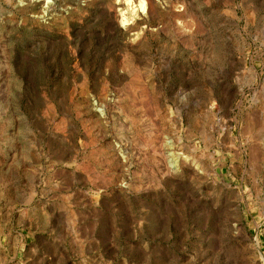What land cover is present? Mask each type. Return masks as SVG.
<instances>
[{"label":"rangeland","instance_id":"rangeland-1","mask_svg":"<svg viewBox=\"0 0 264 264\" xmlns=\"http://www.w3.org/2000/svg\"><path fill=\"white\" fill-rule=\"evenodd\" d=\"M140 3L0 0V264H264V0Z\"/></svg>","mask_w":264,"mask_h":264},{"label":"clouds","instance_id":"clouds-1","mask_svg":"<svg viewBox=\"0 0 264 264\" xmlns=\"http://www.w3.org/2000/svg\"><path fill=\"white\" fill-rule=\"evenodd\" d=\"M51 2V0H49V3ZM126 3L129 5V7L131 8V4H132V0H126ZM140 8L142 11L146 10V3H145V0H141V3H140ZM124 14L121 13V16H123ZM133 15H135V11L133 10ZM131 21L127 20V19H122L120 21V25L121 27L123 28H126L128 24H130Z\"/></svg>","mask_w":264,"mask_h":264},{"label":"bare ground","instance_id":"bare-ground-1","mask_svg":"<svg viewBox=\"0 0 264 264\" xmlns=\"http://www.w3.org/2000/svg\"><path fill=\"white\" fill-rule=\"evenodd\" d=\"M169 160V166L172 170H177V166H178V161L174 158V156L172 154L169 155L168 157ZM173 172V171H172Z\"/></svg>","mask_w":264,"mask_h":264}]
</instances>
